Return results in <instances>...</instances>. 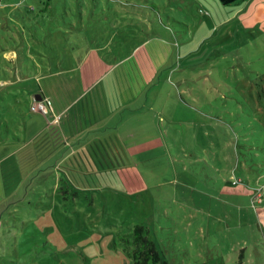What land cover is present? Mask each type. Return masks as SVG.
<instances>
[{"label": "rangeland", "instance_id": "374dc122", "mask_svg": "<svg viewBox=\"0 0 264 264\" xmlns=\"http://www.w3.org/2000/svg\"><path fill=\"white\" fill-rule=\"evenodd\" d=\"M62 86L129 103L68 181L29 109ZM137 224L167 264H264V0H0V264H130Z\"/></svg>", "mask_w": 264, "mask_h": 264}, {"label": "crops", "instance_id": "0c3cea01", "mask_svg": "<svg viewBox=\"0 0 264 264\" xmlns=\"http://www.w3.org/2000/svg\"><path fill=\"white\" fill-rule=\"evenodd\" d=\"M102 46L104 47V44ZM91 52L95 51H90L87 56ZM87 56L86 59L81 60L80 64L85 65V69H88V67L91 69L93 64L96 66V59L91 64L87 60ZM69 64L71 65V63ZM72 64H74V61ZM76 65H79V62ZM60 72L61 70H58L40 76H54L55 74L59 75ZM99 79L100 77L96 78L93 84L90 85V87L93 85L92 89L100 84ZM60 89L61 92L50 94V96L39 91L33 95V98L47 97L50 99V110L45 118H47V121L49 119L46 128L49 127L52 132L50 138L52 142L55 136L58 137L56 139L58 144H53L54 149L56 148L53 153V157L56 159L54 169L57 171L58 177H63L65 181H68L71 177V171L75 167L73 165L74 160H80L78 157L76 158V154L78 155L79 152L84 151L91 143H98L100 139H103L106 129H109L111 133L116 132L119 129L120 120L119 116L116 119L117 111L120 112L118 109L126 108L129 103H123L122 95H117L118 91L105 93L100 90L87 89L81 97V99L84 98V104L80 108L81 111L77 112L76 110L71 113L72 110L78 109L74 107L77 106L80 99L73 100L71 97H66L69 96L68 87L62 86ZM55 185H58L57 182H55Z\"/></svg>", "mask_w": 264, "mask_h": 264}, {"label": "trees", "instance_id": "16d2710c", "mask_svg": "<svg viewBox=\"0 0 264 264\" xmlns=\"http://www.w3.org/2000/svg\"><path fill=\"white\" fill-rule=\"evenodd\" d=\"M234 1L237 0H219L223 5H228ZM130 242L132 244L130 264H167L166 261L161 260L155 242L145 233L144 226L137 224L133 227ZM242 257L243 255H241L239 262L236 264H241Z\"/></svg>", "mask_w": 264, "mask_h": 264}, {"label": "built area", "instance_id": "2783aa9c", "mask_svg": "<svg viewBox=\"0 0 264 264\" xmlns=\"http://www.w3.org/2000/svg\"><path fill=\"white\" fill-rule=\"evenodd\" d=\"M50 99L47 97H43L39 100H34L30 105L29 109L33 112L40 113L42 115H47L50 110Z\"/></svg>", "mask_w": 264, "mask_h": 264}, {"label": "water", "instance_id": "95a60500", "mask_svg": "<svg viewBox=\"0 0 264 264\" xmlns=\"http://www.w3.org/2000/svg\"><path fill=\"white\" fill-rule=\"evenodd\" d=\"M39 98H37V100H38Z\"/></svg>", "mask_w": 264, "mask_h": 264}]
</instances>
